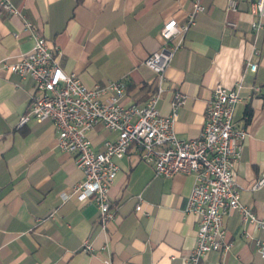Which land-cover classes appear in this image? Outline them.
<instances>
[{
    "label": "crops",
    "instance_id": "crops-1",
    "mask_svg": "<svg viewBox=\"0 0 264 264\" xmlns=\"http://www.w3.org/2000/svg\"><path fill=\"white\" fill-rule=\"evenodd\" d=\"M11 1L22 15L0 7V264H184L199 220L184 210L193 176L157 175L151 162L133 154L115 158L118 171L109 188L114 215L102 226L93 200L72 194L82 171L75 154L58 147L52 120L31 117L19 124L34 80L5 65L33 45L31 30L24 28L27 20L58 47L65 72L76 73L90 87L123 79L122 104H145L157 79L144 59L160 46L166 20L186 21L191 0ZM201 3L204 11L196 13L165 69L157 107L168 114L173 92L184 93L173 127L179 138L196 137L212 89L240 82L233 121L248 134L236 182L241 202L264 217V185L251 187L264 170V30L251 27L250 0H236L235 10L227 7L228 0ZM250 60L257 63L254 71ZM88 135L101 149L116 133L98 122ZM224 227L230 248L206 253L200 264H264L254 245L253 238L261 235L254 224L244 225L232 210L224 216ZM85 240L90 249H84Z\"/></svg>",
    "mask_w": 264,
    "mask_h": 264
},
{
    "label": "built area",
    "instance_id": "built-area-1",
    "mask_svg": "<svg viewBox=\"0 0 264 264\" xmlns=\"http://www.w3.org/2000/svg\"><path fill=\"white\" fill-rule=\"evenodd\" d=\"M191 2L184 23L178 24L174 18L163 23L160 46L144 59V64L156 74L157 83L142 105L122 104L123 79L90 87L76 73L65 72L56 57L58 47L49 44L26 20L24 28L31 30L33 45L17 61L5 65L9 71L29 75L34 80V91L19 124L31 117L38 121L52 120L57 129L58 147L74 153L75 163L82 171V179L73 186L72 194L80 201L93 200L102 226L114 215L109 196V188L118 171L114 159L133 154L151 162L157 175L171 176L181 172L194 178L184 210L197 214L199 220L194 245L184 258V264H200L206 253L230 248L231 243L225 239L224 216L232 210L240 213L244 225L252 223L261 231L253 241L257 252L264 257V217L256 216L241 202L235 175L242 141L248 134L247 127L233 121L234 108L240 100V82L231 87L218 84L212 89L205 105L204 123L196 137L179 138L173 127L177 109L186 100L184 93L173 92L168 114H161L157 107L163 92L161 82L165 69L182 46L185 32L195 23L196 13L205 9L201 0ZM0 7L8 14L22 15L11 0H0ZM227 7L235 10L236 0H228ZM249 11L253 16L251 27L264 30V0H250ZM176 35L178 39L169 44ZM247 64L249 70L256 69V62L250 60ZM98 122L116 133L115 138L104 141L101 149L94 148L88 135ZM262 185L264 170L251 187ZM67 196L61 193V198ZM135 209H141L140 202ZM83 247L90 249L91 246L85 240Z\"/></svg>",
    "mask_w": 264,
    "mask_h": 264
}]
</instances>
